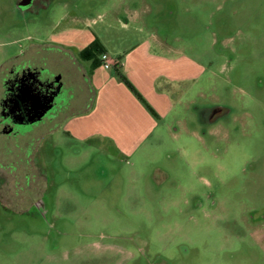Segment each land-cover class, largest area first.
Returning <instances> with one entry per match:
<instances>
[{"label": "rangeland", "instance_id": "374dc122", "mask_svg": "<svg viewBox=\"0 0 264 264\" xmlns=\"http://www.w3.org/2000/svg\"><path fill=\"white\" fill-rule=\"evenodd\" d=\"M68 30L73 46L51 43ZM95 39L113 59L144 45L176 63L164 74L180 77L166 86L179 102L134 156L65 129L93 103L80 83L93 63L77 55ZM20 51L70 105L0 136V264H264L251 219L264 216V0H50L25 14L0 0V63ZM219 106L227 117L201 123Z\"/></svg>", "mask_w": 264, "mask_h": 264}, {"label": "crops", "instance_id": "0c3cea01", "mask_svg": "<svg viewBox=\"0 0 264 264\" xmlns=\"http://www.w3.org/2000/svg\"><path fill=\"white\" fill-rule=\"evenodd\" d=\"M68 32L69 30L54 34L50 39L51 43L73 46L75 39H72V35ZM100 42L106 54L116 62V67L113 69L117 72L121 71L125 78H128L127 80L154 114L115 74L108 72L111 70H105L100 66L104 72H100L101 68L92 71L90 69L86 74L84 73L80 82L84 90H92L93 103L83 109L80 108L78 114L68 120L65 129L76 140L88 142L99 139L109 142L119 155L134 156L179 102L177 96L174 97V93L167 91L166 86L170 82L179 81L180 77L177 80L169 77L170 79L167 80L164 74L166 73L164 63H168L173 72L177 68L174 67L176 63L152 56L144 45L122 55L119 60L113 59L107 46L101 40ZM84 49H79L78 53ZM168 75L175 76L172 72ZM191 78L185 77L188 80ZM77 84L79 83L75 84L76 87ZM77 105L79 109L81 106L79 101Z\"/></svg>", "mask_w": 264, "mask_h": 264}, {"label": "flooded vegetation", "instance_id": "af4514ba", "mask_svg": "<svg viewBox=\"0 0 264 264\" xmlns=\"http://www.w3.org/2000/svg\"><path fill=\"white\" fill-rule=\"evenodd\" d=\"M49 1L15 0L16 10L22 14L31 13L35 9L48 7ZM45 5L47 6L45 7ZM43 47L47 51L53 49L49 42H46ZM24 55L25 52L20 51L19 54H14L0 63V136L3 137L29 134L38 124L58 118L64 113L66 106L70 105L65 99L67 91L65 95L61 90L62 86L59 81L48 79L47 70L36 66L31 59L29 61L22 60ZM66 56L69 57V54ZM77 57L79 56L77 55ZM70 58L72 61L75 56H70ZM72 62L76 64L77 59ZM68 96L74 98L71 95V89L68 91ZM229 113V109L220 106L212 108L207 112H201V123L212 127L216 126ZM29 170L31 171V169ZM5 174L3 167L0 166V205L2 204L4 208V191L7 185ZM25 184L27 186L32 185L30 180L26 181ZM13 189L17 188L14 186ZM251 219L254 224L264 222V216L260 217L256 214L251 216Z\"/></svg>", "mask_w": 264, "mask_h": 264}, {"label": "trees", "instance_id": "16d2710c", "mask_svg": "<svg viewBox=\"0 0 264 264\" xmlns=\"http://www.w3.org/2000/svg\"><path fill=\"white\" fill-rule=\"evenodd\" d=\"M104 53H106V51L102 46L100 40L95 39L87 48H85L83 51L79 53V58L85 62L93 63V68L96 69L101 66L98 57ZM119 76L122 83L131 90V92L135 95V97L139 101H141L152 114H154L153 111L146 104V102L143 100L141 95L132 87V85L128 82V80L122 74L121 75L119 74Z\"/></svg>", "mask_w": 264, "mask_h": 264}, {"label": "built area", "instance_id": "2783aa9c", "mask_svg": "<svg viewBox=\"0 0 264 264\" xmlns=\"http://www.w3.org/2000/svg\"><path fill=\"white\" fill-rule=\"evenodd\" d=\"M99 61L105 70H112L116 67V62H114L106 53L100 55Z\"/></svg>", "mask_w": 264, "mask_h": 264}, {"label": "water", "instance_id": "95a60500", "mask_svg": "<svg viewBox=\"0 0 264 264\" xmlns=\"http://www.w3.org/2000/svg\"><path fill=\"white\" fill-rule=\"evenodd\" d=\"M25 3V2H24Z\"/></svg>", "mask_w": 264, "mask_h": 264}]
</instances>
